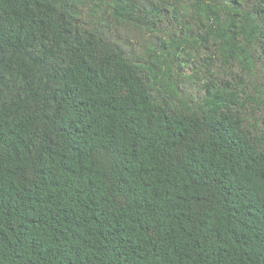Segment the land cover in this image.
I'll list each match as a JSON object with an SVG mask.
<instances>
[{"label":"trees","instance_id":"1","mask_svg":"<svg viewBox=\"0 0 264 264\" xmlns=\"http://www.w3.org/2000/svg\"><path fill=\"white\" fill-rule=\"evenodd\" d=\"M263 112L264 0H0V264H264Z\"/></svg>","mask_w":264,"mask_h":264},{"label":"rangeland","instance_id":"2","mask_svg":"<svg viewBox=\"0 0 264 264\" xmlns=\"http://www.w3.org/2000/svg\"><path fill=\"white\" fill-rule=\"evenodd\" d=\"M132 34V33H131ZM132 36H133V34H132ZM132 36L131 35H129V37H131L132 38ZM133 39V38H132ZM144 39H145V37H144ZM133 42L134 43H136L137 45H139V40H137V41H135L134 39H133ZM263 115H264V112H263V114L262 113H257V116H258V119L259 120H263L262 122H260L259 124H260V129L264 132V119H263Z\"/></svg>","mask_w":264,"mask_h":264}]
</instances>
